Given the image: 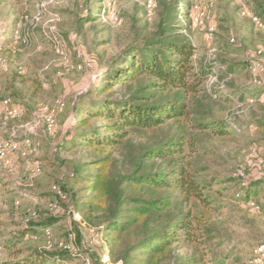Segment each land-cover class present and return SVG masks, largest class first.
Returning <instances> with one entry per match:
<instances>
[{"label":"rangeland","instance_id":"rangeland-1","mask_svg":"<svg viewBox=\"0 0 264 264\" xmlns=\"http://www.w3.org/2000/svg\"><path fill=\"white\" fill-rule=\"evenodd\" d=\"M147 1L0 0V139L37 142L38 155L30 160L41 168L38 176H30L17 154L7 157L13 170L0 164V264L12 254L7 244L28 253L70 252L63 264H85V258L90 264L98 260L119 264L110 263L101 233L88 229L80 214L74 215L70 198L59 199L54 188H81L72 186V166L92 157L87 151L64 149L75 111L95 99L88 95L91 89L127 46H141L154 38L162 5L183 0H153L151 13L145 9ZM189 4L186 35L197 58L215 57L236 66L231 76L222 74L209 81L227 88L221 97L208 95L202 101L207 107L204 120L216 121L226 131H195L197 119L183 122L187 136L200 148L195 160L200 178L212 188L207 195L220 208L210 221L216 238L205 260L253 264L254 249L264 244V215L244 203L240 182L264 181V14L261 20H252L261 14L264 0H189ZM105 5L114 10L115 20L101 18ZM245 64L251 65V78ZM5 100L23 111L20 119L6 116ZM58 102L62 108H57ZM45 107L55 111L53 135L33 115ZM260 188L257 202L264 209V185ZM193 204L200 210L197 202ZM51 218H59V223L49 227V236L42 235L41 227ZM27 223L39 227L36 235H23ZM186 253V249L180 252Z\"/></svg>","mask_w":264,"mask_h":264},{"label":"trees","instance_id":"trees-1","mask_svg":"<svg viewBox=\"0 0 264 264\" xmlns=\"http://www.w3.org/2000/svg\"><path fill=\"white\" fill-rule=\"evenodd\" d=\"M162 8L154 38L127 46L91 89L88 95L95 99L75 111L64 149L92 157L72 166V186L81 188L57 189L70 198L73 213L88 229L101 233L110 263L224 264L205 260L216 238L210 221L220 208L207 195L212 188L200 178L195 160L200 148L183 122L197 119L195 131H226L204 120L202 101L208 95L221 97L227 88L209 81L231 76L236 66L215 57L197 58L186 35L189 0ZM259 11L255 18L261 20L264 7ZM250 68L245 64L249 78ZM137 138L142 139L138 144L133 142ZM240 183L244 203L264 215L257 202L264 181ZM57 223L59 218H51L39 232L45 235ZM38 228L27 223L23 235H36ZM6 247L12 254L2 264H63L71 257L67 251L28 253L14 244ZM184 249L188 253L181 255Z\"/></svg>","mask_w":264,"mask_h":264},{"label":"built area","instance_id":"built-area-1","mask_svg":"<svg viewBox=\"0 0 264 264\" xmlns=\"http://www.w3.org/2000/svg\"><path fill=\"white\" fill-rule=\"evenodd\" d=\"M155 8V3L153 0H149L146 2L145 9L148 13H151ZM242 16H246L247 12L242 11ZM100 16L103 19H107L109 21L115 20V13L114 10L110 7V5H105L100 10ZM253 22H256L257 18H252ZM213 29H209V36H212ZM65 59V58H64ZM68 63V62H66ZM2 107L5 111V114L8 118L17 120L20 119L23 115V111L18 108H11L9 101L5 100L2 102ZM63 105L58 102L57 108H62ZM55 111L50 108H43L39 112L34 113L33 115L39 120L40 124L45 128V131L49 135H53L57 131V124L54 119ZM39 152V144L34 142L32 139H25L22 142H16L14 140H2L0 139V164L6 170H13L14 165L13 163L7 158L8 156H12L13 154L19 155V157L24 161V169L26 172L29 173L30 176L35 177L38 176L41 172L40 165L37 162H31L30 158L36 157ZM56 195L59 199L64 200L65 196L60 193V191L54 188ZM74 215L78 216V214ZM45 235L49 236L50 231L45 230ZM72 239V236H69V240ZM70 250V247H67ZM85 264H90L88 258L84 259ZM252 263L253 264H264V244L258 246L253 251L252 256Z\"/></svg>","mask_w":264,"mask_h":264}]
</instances>
